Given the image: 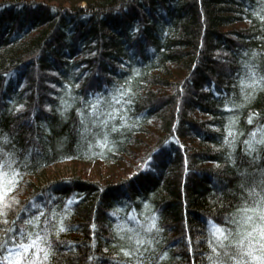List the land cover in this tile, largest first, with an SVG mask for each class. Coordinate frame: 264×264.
<instances>
[{"label":"trees","instance_id":"16d2710c","mask_svg":"<svg viewBox=\"0 0 264 264\" xmlns=\"http://www.w3.org/2000/svg\"><path fill=\"white\" fill-rule=\"evenodd\" d=\"M261 17L264 0H0V162L5 187L9 164L21 177L0 262L48 227L38 264H255L212 224L243 236L264 206V89L244 100L246 65L264 75ZM64 163L79 172L52 173Z\"/></svg>","mask_w":264,"mask_h":264},{"label":"snow or ice","instance_id":"6c2138e0","mask_svg":"<svg viewBox=\"0 0 264 264\" xmlns=\"http://www.w3.org/2000/svg\"><path fill=\"white\" fill-rule=\"evenodd\" d=\"M261 19H264V17H261ZM246 67L248 68V77H249L248 85L249 87L252 88V91L248 92L244 96L245 101L252 98L253 93L256 91L258 87L264 89V75L258 76L255 66L246 65ZM130 81H131V77L128 78L126 83H129ZM241 83H244V81H241ZM121 89L123 90L121 91ZM121 89L116 90L117 95L119 97H123L126 93L132 92L130 84L129 87H124L123 85H121ZM103 99L104 98L102 96L97 95L91 105L85 102L84 106L89 109V112H91ZM121 102L122 101L117 100V103H121ZM123 102L131 103V100L129 99ZM229 131H231V129H229ZM252 136L253 139H255L254 133L252 134ZM256 142L260 144H264V138ZM244 143L249 146V149L254 150L251 141L246 140L244 141ZM4 163L5 162H0V217H3L5 215V211L8 208V204L6 203L8 196L13 192V190L16 188V186L18 185L21 179L17 170L15 168H12L11 164H9L8 168L11 169V176L8 177L9 183L8 186L5 187L4 178L8 174L7 172L4 171ZM260 202H264V195L260 197V201H258V203ZM238 211L246 213V212H255L257 211V209L246 208V209H240ZM39 215L40 214H37L32 219L24 220V223L30 224L33 226V228H36L37 225L39 224ZM258 215H259V223L255 225L250 224L252 217L245 216L243 218V222L245 224L250 225L249 230H245V235L243 236H239L238 233L235 235L233 233H226L222 225L215 223L212 224V236L216 239L218 243L221 238H223L224 240L235 239V244L237 248L245 252L247 256L250 257L251 260L255 262V264H264V206L260 207ZM4 222L7 223V220H5ZM44 224L47 225L48 221L45 220ZM53 227L57 229V231L54 232V235L56 236L57 239L59 237V233L66 230L62 220H59L57 224L54 225ZM152 229H156L155 221L151 223L150 227L146 229V231H151ZM253 234H255V236ZM120 239H124V237H120ZM129 240H131V237H129ZM245 240L248 241V245L246 247H244ZM11 241H12L11 244L7 248L2 249V251H4L5 255L8 257L7 264H38V261L41 259L40 253H43L42 260L44 262L49 261L50 258L54 255L48 227H43L40 229V231L37 232H32L29 230L22 229L20 232L12 236ZM134 243L143 244L144 241L136 240ZM149 243H151V241H149ZM254 244H258L259 248H254L253 247ZM219 247L221 249H226V246L222 243L219 244ZM120 251L123 252L125 256L132 255L131 250H125L124 248H121ZM212 251L215 252L216 248L213 247ZM225 254H227V250ZM234 255H236V253H233V256ZM89 259H91V257H89ZM0 264H4V262H0ZM212 264H216V262L213 261Z\"/></svg>","mask_w":264,"mask_h":264},{"label":"rangeland","instance_id":"374dc122","mask_svg":"<svg viewBox=\"0 0 264 264\" xmlns=\"http://www.w3.org/2000/svg\"><path fill=\"white\" fill-rule=\"evenodd\" d=\"M83 170L85 171H90V169H92L91 171H93L94 173L96 172V169H99V171L103 170L101 168H93L91 166L87 167V165H83L82 166ZM76 168L74 166H72L69 163H64V164H60L57 167H55V170H51L53 174L57 175V176H61V177H67L73 174V172L78 171L79 172V167L77 170H75Z\"/></svg>","mask_w":264,"mask_h":264},{"label":"bare ground","instance_id":"6f19581e","mask_svg":"<svg viewBox=\"0 0 264 264\" xmlns=\"http://www.w3.org/2000/svg\"><path fill=\"white\" fill-rule=\"evenodd\" d=\"M59 178H62L61 176H58Z\"/></svg>","mask_w":264,"mask_h":264}]
</instances>
